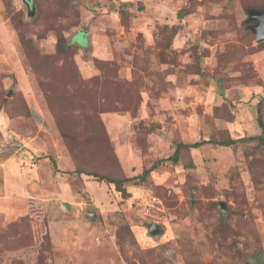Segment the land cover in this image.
I'll return each mask as SVG.
<instances>
[{
  "label": "rangeland",
  "instance_id": "1",
  "mask_svg": "<svg viewBox=\"0 0 264 264\" xmlns=\"http://www.w3.org/2000/svg\"><path fill=\"white\" fill-rule=\"evenodd\" d=\"M31 2L0 0V264H264V0ZM248 138L182 150L124 199L76 173Z\"/></svg>",
  "mask_w": 264,
  "mask_h": 264
},
{
  "label": "trees",
  "instance_id": "2",
  "mask_svg": "<svg viewBox=\"0 0 264 264\" xmlns=\"http://www.w3.org/2000/svg\"><path fill=\"white\" fill-rule=\"evenodd\" d=\"M58 40L59 42H64L65 39L63 37V35H59L58 36ZM71 47V49L73 48V45L72 46H69V48ZM75 49V48H74ZM77 50V49H75ZM86 81L81 78H79L74 84H76V88L78 89H84V90H87L90 88V85H89V82H86ZM63 112V115H64V112L65 110L62 109L61 110ZM64 118L65 117H62L61 118V123L60 121L57 119V125H58V128H59V131H60V135L61 137L68 142L69 141H75L76 138L75 136H70L69 135V130H68V125H64ZM258 121L259 123L261 122L260 118H258ZM261 124V123H260ZM83 129L87 130V129H90L91 131V134L94 135V136H97L99 137L101 140H102V144L105 145L106 149L109 150L110 149V146H109V142L107 140V136H106V132L104 130V128L100 125L99 126H95V125H86L83 127ZM261 140H262V137H259ZM257 139V138H256ZM251 140H254V138H248V139H238V140H226V141H220V142H213V141H201V142H196V143H192V144H182V143H179L177 144L176 146V149L174 151V153L168 157L167 159H160V160H157L155 161L151 167L149 169H146L144 170L139 176H136V177H133V178H112L110 176H102L100 174H97V173H91V172H86L80 168H78L76 170V173L79 174V175H86V176H89V177H93L95 179H97L98 181L100 182H105L109 185H113L114 186V189L116 192H118L121 197L124 199L126 197H128V193L126 191V189L124 188V185L126 183H129V182H132L134 180H144V178L146 177L147 174H149L152 170L158 168L159 166L165 164L166 162H171L172 164H176L178 162V159H179V153L180 151L182 150H190V149H196V148H199L205 144H215V145H219V146H223V147H230V146H233L235 144H239V143H244V142H249ZM80 144L78 145H74V146H79ZM72 146V145H71ZM71 148H74V147H71Z\"/></svg>",
  "mask_w": 264,
  "mask_h": 264
},
{
  "label": "water",
  "instance_id": "3",
  "mask_svg": "<svg viewBox=\"0 0 264 264\" xmlns=\"http://www.w3.org/2000/svg\"><path fill=\"white\" fill-rule=\"evenodd\" d=\"M29 16L34 15V7L31 0H23ZM249 20L255 21V25L252 27V31L255 36V42L261 44L264 42V8L259 11H249ZM221 210L225 209L223 204L220 205Z\"/></svg>",
  "mask_w": 264,
  "mask_h": 264
},
{
  "label": "crops",
  "instance_id": "4",
  "mask_svg": "<svg viewBox=\"0 0 264 264\" xmlns=\"http://www.w3.org/2000/svg\"><path fill=\"white\" fill-rule=\"evenodd\" d=\"M82 33H84V32H82ZM72 45L77 46V48H78L80 51H83V52H84V50H85L83 47H80V46H78V45H75V44H72Z\"/></svg>",
  "mask_w": 264,
  "mask_h": 264
}]
</instances>
